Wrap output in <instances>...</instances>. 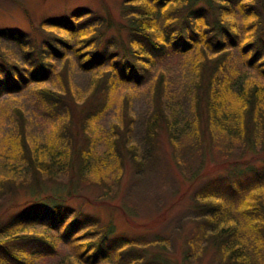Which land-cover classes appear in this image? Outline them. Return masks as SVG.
<instances>
[{"label": "trees", "instance_id": "trees-1", "mask_svg": "<svg viewBox=\"0 0 264 264\" xmlns=\"http://www.w3.org/2000/svg\"><path fill=\"white\" fill-rule=\"evenodd\" d=\"M96 11L73 9L49 16L38 25L32 23L28 31L0 29V39L17 42L22 53L11 58L0 48V84L18 92L30 82L51 80L55 70L61 86L52 79L56 87L39 86L35 90L47 109L68 114V122H63L54 140L31 142L24 129L25 115L14 107L16 127L7 137L6 148L14 161L0 167V195L11 199L0 211V256L16 259L12 264H33L36 252L55 254L48 234L25 227L20 231L13 225L49 221L56 227V219L58 223L65 219L69 210L62 200L73 188L54 182L57 175L72 172L70 181L79 190L84 174L93 168L100 174L102 158L114 162L108 169L117 171L116 184L128 167L134 172L141 170L144 161L129 139L133 116L125 104L127 98L121 121L113 123L104 136L107 146L103 155L92 152L89 135L80 142L79 132L86 133L88 119L113 91L117 80L138 82L148 67L164 56L179 55L189 64L193 79L188 95L194 114L184 124L190 127L188 131L200 147V154L206 150V139L216 133L234 155L229 161L234 164L229 168L264 160V0H123L119 18L109 8ZM71 56L83 68L96 71L89 94L81 102L76 100L67 75ZM57 59L63 61L60 70L54 68ZM150 84L153 108L147 118L148 133L158 145L161 132L166 131L176 146L180 135L176 131L177 117L169 116L164 102L167 74L159 71ZM193 176L199 177L197 170ZM258 177L264 178V172ZM213 183L222 184L223 190L236 187L232 180L222 181L220 176L197 187L192 195V206L198 212L194 235L211 240L228 264H250L251 249L264 248V192L256 190L264 189V180L256 183L252 197L244 200L241 215L246 225L225 201L212 196ZM41 199H46L45 203H37ZM20 204L25 207L6 214L11 206ZM81 222L75 213L60 238L70 240ZM99 224L86 230H101L95 238L79 242L58 258V264H85L93 255L107 257L113 246H108L109 242L106 248L100 245L108 239L113 241L114 223L108 220ZM246 233L253 247L247 245ZM127 239L122 238L119 248L129 242ZM155 241L161 247L148 250L149 255L129 242L120 249L123 261L118 264H169L162 250L163 238Z\"/></svg>", "mask_w": 264, "mask_h": 264}, {"label": "rangeland", "instance_id": "rangeland-1", "mask_svg": "<svg viewBox=\"0 0 264 264\" xmlns=\"http://www.w3.org/2000/svg\"><path fill=\"white\" fill-rule=\"evenodd\" d=\"M122 2L123 0H0V29L28 31L32 29V23L38 25L44 18L59 16L73 9L105 12L106 8H109L114 16L119 18ZM111 31L114 35V30ZM0 48L7 51L11 58L22 56L19 44L15 41L0 39ZM61 62L63 61L60 59L55 60L54 68L60 70ZM68 62L67 75L71 89L76 100L84 101L89 94L96 71L83 68L75 56H71ZM159 71H164L168 76L164 102L169 116L177 117L176 131L180 135L176 146L169 141L166 131L161 132L157 145L146 127L147 118L153 108L150 82ZM55 72V70L52 72L51 80L44 83L30 82L18 92L8 91L0 84V167H4L12 159L6 153V148L7 137L16 127L14 107L20 108L25 115L24 129L31 142L54 140L63 122H68V114L64 116L54 109H47L40 102L35 90L39 86L56 87L53 80H58V86H61V78H56ZM191 75L189 64L181 56L171 54L152 63L138 82L117 80L113 91L102 99L98 111L88 119L86 133L80 130L78 138L80 142H85L86 135H89L92 152L103 155L107 146L104 136L113 123L121 121L124 98H127L125 104L133 116L129 139L136 144L139 157L144 161L143 167L135 172L132 167H128L124 171L126 172L124 177L121 175L116 184L117 171L110 170L111 167L108 169L109 164L112 165L114 162L102 158L100 163L105 167L103 165L99 167L102 169L100 174L99 172L96 174L94 168L93 171L84 174L82 188L79 190L70 181L72 172L57 175L54 182L66 185L68 189L73 188L72 193L65 195L62 200L69 210L65 219L59 223L56 219V227L50 226L49 221L43 223L29 221L13 225L20 231L25 227L32 231L44 232L53 241L55 254L36 252L32 259L33 264H58V258L72 251L79 242L95 238L100 233L99 229L86 231L89 226L91 228L101 225L99 223L108 220L114 223V231L110 237L113 241L109 239L103 241L100 247L106 248L109 242L107 245L113 246V249L109 251L107 257L97 255L96 258L93 255L91 258L94 259L89 258L85 264H118V261H123L120 249L129 242L149 255L151 252L148 250L161 247L157 244L158 241H155L157 237L163 238L162 243L165 247L162 250L169 258V264H228L223 260L221 253L217 252L211 240L194 235L198 230L195 227L198 212L192 206L194 203L192 195H195L197 187L217 176H220L222 181L232 180L236 187L223 190L220 188H224L222 184L213 183L210 192L213 197L225 201L226 205L237 213L242 225H246V220L241 215L242 207L246 205L244 200L252 197L253 192L256 190L264 192V189L255 188L254 191L252 188L264 180L262 177L256 178L258 174L264 172V160L248 164L239 163L229 168L234 164L229 163L234 155L223 138L216 133L212 138L206 139V150L200 154V147L192 140V135L188 131L190 127L184 124L194 114L188 95L192 89ZM79 105L81 104H77V107ZM79 126L81 127V124ZM224 163L227 165L221 167ZM104 169L109 171L103 172ZM196 170L199 175L197 178L192 177ZM87 178L91 180H86ZM99 180L102 183H99ZM108 182L112 183L105 185ZM99 195L100 198H97ZM9 200H11L9 195H0V211ZM44 200L46 199H41L37 203H45ZM23 205L11 206L6 214H13L24 208ZM122 205L128 212L124 211ZM75 213L82 222L72 231L70 240H62L60 236L66 231ZM55 214L58 217L61 215ZM245 235L248 239L247 245L253 247L252 239L248 238L249 234ZM122 238H128L129 242L119 248L122 244L118 243ZM253 248L256 251L251 249L250 264H264V248ZM51 250L53 251V247ZM13 260L16 259L0 256V264H12ZM153 263L154 261L149 264Z\"/></svg>", "mask_w": 264, "mask_h": 264}]
</instances>
